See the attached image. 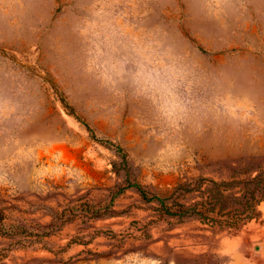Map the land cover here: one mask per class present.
I'll list each match as a JSON object with an SVG mask.
<instances>
[{"label": "rangeland", "instance_id": "obj_1", "mask_svg": "<svg viewBox=\"0 0 264 264\" xmlns=\"http://www.w3.org/2000/svg\"><path fill=\"white\" fill-rule=\"evenodd\" d=\"M0 264H264V0H0Z\"/></svg>", "mask_w": 264, "mask_h": 264}]
</instances>
